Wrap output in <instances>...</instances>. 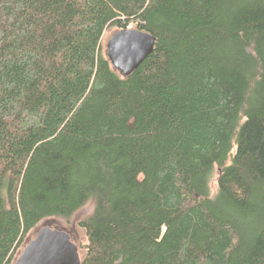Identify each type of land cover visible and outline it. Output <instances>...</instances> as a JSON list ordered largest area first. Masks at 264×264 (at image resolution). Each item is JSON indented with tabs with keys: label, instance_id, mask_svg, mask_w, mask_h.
Masks as SVG:
<instances>
[{
	"label": "trees",
	"instance_id": "1",
	"mask_svg": "<svg viewBox=\"0 0 264 264\" xmlns=\"http://www.w3.org/2000/svg\"><path fill=\"white\" fill-rule=\"evenodd\" d=\"M90 201L81 264H264V0H0V264Z\"/></svg>",
	"mask_w": 264,
	"mask_h": 264
},
{
	"label": "water",
	"instance_id": "2",
	"mask_svg": "<svg viewBox=\"0 0 264 264\" xmlns=\"http://www.w3.org/2000/svg\"><path fill=\"white\" fill-rule=\"evenodd\" d=\"M155 37L137 29L115 31L106 43L105 56L120 75H130L152 52ZM83 255L65 229L44 226L37 230L13 264H81Z\"/></svg>",
	"mask_w": 264,
	"mask_h": 264
},
{
	"label": "rangeland",
	"instance_id": "3",
	"mask_svg": "<svg viewBox=\"0 0 264 264\" xmlns=\"http://www.w3.org/2000/svg\"><path fill=\"white\" fill-rule=\"evenodd\" d=\"M117 31L116 28H110L108 30H106L103 34L102 40H101V51L102 53L105 55L106 52V43L107 40L110 38V36ZM216 178H217V170L216 168L213 169V173H212V178L210 181V185L212 189H215L216 187ZM93 208V203L90 201L88 202L83 208H81L80 210H78L72 217L71 219V224H66L64 221L62 220H48V221H43L41 222L37 228L31 232V234H29L25 240L23 241V243L21 244L20 248L17 251L16 257H18L21 253V251L23 250V248L26 246V244L32 239L34 238V236L36 235V232L39 228L44 227V226H50L53 228H57V229H65L69 232V234L71 235V240L75 243V244H79V242H81L83 240V232L76 228L73 224L81 219L82 217L87 216ZM81 255H83V253L80 251Z\"/></svg>",
	"mask_w": 264,
	"mask_h": 264
}]
</instances>
